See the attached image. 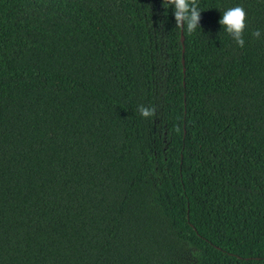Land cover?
I'll return each mask as SVG.
<instances>
[{
  "label": "trees",
  "instance_id": "trees-1",
  "mask_svg": "<svg viewBox=\"0 0 264 264\" xmlns=\"http://www.w3.org/2000/svg\"><path fill=\"white\" fill-rule=\"evenodd\" d=\"M198 6L0 0V264H264V0Z\"/></svg>",
  "mask_w": 264,
  "mask_h": 264
},
{
  "label": "clouds",
  "instance_id": "clouds-1",
  "mask_svg": "<svg viewBox=\"0 0 264 264\" xmlns=\"http://www.w3.org/2000/svg\"><path fill=\"white\" fill-rule=\"evenodd\" d=\"M164 6L174 8L176 27L187 34H192L200 27L201 11L199 10L198 0H163ZM246 11L243 7L236 6L223 11L219 23L229 36L242 48L245 45L243 38L246 29ZM252 35L256 38L261 36L260 31H254ZM140 115L150 118L155 115L156 109L140 105L138 108Z\"/></svg>",
  "mask_w": 264,
  "mask_h": 264
},
{
  "label": "water",
  "instance_id": "water-1",
  "mask_svg": "<svg viewBox=\"0 0 264 264\" xmlns=\"http://www.w3.org/2000/svg\"><path fill=\"white\" fill-rule=\"evenodd\" d=\"M180 42H181V44H182V51H184V46H183V43H184V38H183V35H182V33H181V37H180ZM182 64H184V61L182 60ZM185 70L183 69V72H184Z\"/></svg>",
  "mask_w": 264,
  "mask_h": 264
}]
</instances>
